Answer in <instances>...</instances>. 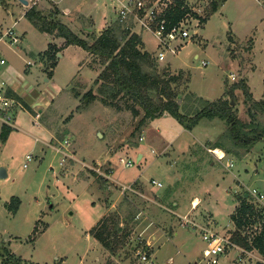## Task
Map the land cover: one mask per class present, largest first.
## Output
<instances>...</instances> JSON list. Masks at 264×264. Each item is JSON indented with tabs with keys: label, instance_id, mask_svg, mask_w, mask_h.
<instances>
[{
	"label": "rangeland",
	"instance_id": "1",
	"mask_svg": "<svg viewBox=\"0 0 264 264\" xmlns=\"http://www.w3.org/2000/svg\"><path fill=\"white\" fill-rule=\"evenodd\" d=\"M120 1L59 0L58 6L72 13L64 24L92 43L108 28L142 32L134 16L120 21ZM156 1L161 7L176 0ZM181 1L190 12L192 39L178 55L158 61L155 38L142 34L143 50L152 55L157 73H183L181 84L171 86L179 111L193 113L201 100L223 99L247 126L264 131V112L254 110V120L248 114L253 101L264 99V0ZM0 2V23L8 27L17 20L23 34L17 45L2 46L7 63L0 76L7 79L8 92L11 88L30 108L10 96L15 104L7 115L13 126L9 123L7 139L0 140V168L6 173L0 178V249L7 248L22 264H206L199 232L182 227L176 215L230 237L235 195L252 188L264 192V134L249 151L232 155L224 150L236 148L224 138L226 125L217 118H204L191 131L169 115L139 127L143 113L135 116L124 98L113 107L100 101L95 81L105 65L99 57L83 61L84 50H67L52 75L50 65L56 62L44 64L38 56L48 37L21 16L13 0ZM50 4L55 6L47 0L43 12ZM241 80L250 101L240 89L231 90ZM89 91L94 96H85ZM3 124L0 119V133ZM217 142L224 148L222 160L212 153ZM26 155L32 160L26 162ZM121 159L133 165L125 167ZM152 180L162 187L152 186ZM14 197L19 207L12 213ZM102 216L116 227L109 238L117 243L113 252L91 236ZM137 250L149 255L148 262L136 256ZM251 255L229 248L219 263L262 259Z\"/></svg>",
	"mask_w": 264,
	"mask_h": 264
},
{
	"label": "trees",
	"instance_id": "2",
	"mask_svg": "<svg viewBox=\"0 0 264 264\" xmlns=\"http://www.w3.org/2000/svg\"><path fill=\"white\" fill-rule=\"evenodd\" d=\"M213 9H217L216 3ZM189 9L181 0L175 1V6L171 7L166 17L175 23L182 18ZM25 18L40 32L55 34L57 37L64 39V46L75 45L87 52L91 56L99 57L100 64L105 65L104 69L98 74L95 84L98 85V91L101 96L100 101L107 106H116V101L124 98V104L129 110L138 116L139 112L143 113L140 121L141 127L145 120H153L164 115L173 117L184 129L191 131L202 119L217 118L226 125L224 138L230 141L236 150H224L232 155H240L249 151L254 144L262 138L264 131L257 125L247 126L235 114L231 107V103L227 100L218 99L215 101L201 100L200 108L195 112L182 113L179 111V105L175 100L177 92L171 89V86H179L184 79L183 73L170 75L165 70L157 73V65L152 55L143 50V42L139 35L131 33L129 29H120L117 33L115 29H105L92 43H88L85 39L80 38L73 33L67 26L48 19L36 10L35 7L30 8L25 13ZM56 51L49 46L45 51V56L55 59ZM56 64L53 62L50 69ZM240 89L247 101L251 100V95L244 81L233 84L231 90ZM8 96L18 99L23 103L22 99L14 93L8 92ZM90 91L85 96H91ZM94 96V95H92ZM94 98V97H93ZM23 107L30 109L27 104L23 103ZM252 106L248 110V114L254 120V110L259 109L264 112V99L253 101ZM247 128H250L249 130ZM10 132V127L3 124L1 127L0 140L5 141ZM220 148L223 145L215 144L211 149ZM247 193V192H246ZM245 193V194H246ZM245 194L235 195L237 206L230 214V220L234 225V230L230 233L232 243L247 252H256L264 260V223L262 222L263 213L254 208ZM12 213H15L19 207V199L12 198ZM174 216V215H173ZM113 219L101 218L93 227L91 236L100 243L108 251L113 252L117 248L115 241H109L113 234L110 230L113 228L108 225ZM117 225V222L113 221ZM251 230L252 234L246 233L245 229ZM118 232V229H114ZM1 264H22L20 258L11 254L7 248L0 249ZM256 264H264L257 261Z\"/></svg>",
	"mask_w": 264,
	"mask_h": 264
},
{
	"label": "built area",
	"instance_id": "3",
	"mask_svg": "<svg viewBox=\"0 0 264 264\" xmlns=\"http://www.w3.org/2000/svg\"><path fill=\"white\" fill-rule=\"evenodd\" d=\"M1 7L2 3L0 2V8ZM171 7L172 3H163L160 7L156 0H125L121 3L118 11L120 21L132 15L139 22L141 28L152 34L156 41L157 53L155 57L158 61H164L169 54L178 55L183 47L192 39L190 25H188L190 12L186 13L175 23H172L166 17ZM19 42L20 36L14 28L0 30V48L1 45L11 48ZM5 64V59L0 58V66ZM202 65L205 66L206 64L202 62ZM6 82L7 81L0 77V119L5 125L9 126L12 116H8L7 114H9L10 109L13 108L15 101L7 94L8 86ZM36 117L39 118L40 114L37 113ZM10 126L13 125L11 124ZM217 158L219 160L221 159L220 157ZM25 160L26 162L31 161L32 156L26 155ZM120 162L125 167H131L133 165L131 160L124 161L121 159ZM25 166L26 164L24 167ZM150 184L154 187H162L161 183L156 180H152ZM245 195H247L249 202L253 204L254 208L263 213L262 222L264 223V192L257 188H252L249 189ZM196 206L197 205L193 204L192 208L194 209ZM176 216L180 219L182 227H188L199 232L200 238L205 244L203 257L206 260V264H220L219 258L224 255L229 248L240 249L243 255L247 254L252 256V252H247L232 243L230 237L225 236L224 233L217 232L210 226L200 225L190 219L188 215ZM137 255L142 262H148L149 255L147 253L137 250L136 256ZM258 261L264 263L263 259H259Z\"/></svg>",
	"mask_w": 264,
	"mask_h": 264
},
{
	"label": "crops",
	"instance_id": "4",
	"mask_svg": "<svg viewBox=\"0 0 264 264\" xmlns=\"http://www.w3.org/2000/svg\"><path fill=\"white\" fill-rule=\"evenodd\" d=\"M14 2H15V4L16 5H18V7L19 8H21V16H24V18H25V13L30 9V8H33V7H35L36 8V10H38V11H40L41 12V14L42 15H44L45 17H47L48 19H52V20H55V21H59L60 23H62V24H64V22H63V18L64 17H69V16H71V11H70V9L69 8H67V7H65V8H63V9H60V7L58 6V2H59V0H51V2L55 5V6H51V4L49 5L50 6V9L48 10V11H46V12H43L44 11V7H43V4L44 3H47V0H27L28 1V5H23L22 3H20L19 1H17V0H13ZM9 2H10V0H9ZM121 2H124V0H121L119 3H120V5H121ZM4 5L5 6H7L5 3H4ZM58 8V9H57ZM59 10L62 12V13H64V15H62L61 16V18H62V21H60L58 18H57V16H58V14L60 13L59 12ZM82 16V15H81ZM81 16H79L78 17V19L79 20H81ZM83 17V16H82ZM27 20V19H26ZM28 21V20H27ZM18 22L19 21H17V20H12L11 21V24H10V26L8 25V27L6 26V24L5 25H2V23H0V30H4V29H8V28H14L15 30H16V32H17V34L20 36V41H21V39H22V35L23 34H21V33H19L18 31H17V27H18ZM83 22V21H82ZM139 23V22H138ZM65 26H67L66 24H64ZM140 24H138V27H139V29H141L142 30V32L141 31H137V30H131L132 32L131 33H136L137 35H139L140 36V38H141V40H142V42L144 43V46H145V41L143 40V36H142V34H143V31H147V30H145V29H143V28H141V26H139ZM33 26V25H32ZM82 26H83V24H82ZM34 27V26H33ZM68 27V26H67ZM35 28V27H34ZM71 31H72V29L70 28V27H68ZM38 31V30H37ZM40 32V31H39ZM73 33H75L76 35H78V31L76 32V31H72ZM148 32V31H147ZM43 35H45V36H47L48 37V43H47V46H46V49L44 50V51H42V52H40V53H38V56H39V60H41V61H44V64H46V62L45 61H55L56 62V65H57V63H58V59H60L61 57H63V54L67 51V50H71V49H73V50H82L80 47H78V46H75V45H70V46H67V47H65L64 46V39L63 38H60V37H57L55 34H49V33H45V32H41ZM79 36V35H78ZM2 46L3 45H1V48H0V58H3V59H5L2 55H1V51H2ZM49 46H52L53 48H54V50H57L56 51V55H55V59L54 60H51V58H47L46 56H45V51L48 49V47ZM8 48V47H7ZM83 51V50H82ZM84 52V56H85V58H84V60L83 61H88V56H89V54L87 53V52H85V51H83ZM197 56H195V58H196ZM5 62L7 63V61H6V59H5ZM31 63H29V61L27 62V65H30ZM43 64V65H44ZM48 64V63H47ZM6 65V64H5ZM5 65H2V66H5ZM56 65L54 66V68L56 67ZM1 67V66H0ZM54 68L51 70L50 69V71L52 72L51 74L53 75V71H54ZM9 70H11L10 68H7V72L9 71ZM51 75V76H52ZM1 78H3L2 76H0ZM5 81H7V79H5V78H3ZM8 84H9V82H8ZM10 87V86H9ZM7 92H8V90H7ZM9 92H12V93H15V95H17L18 97H19V95L16 93V92H13L12 90H11V88H10V90H9ZM22 97V96H21ZM20 97V98H21ZM23 98V97H22ZM39 114H40V111H39ZM216 149H220V148H216ZM221 150V149H220ZM223 151V150H222ZM140 157H142V155L140 156ZM139 157V155H138V158H140ZM225 168H227V169H229L230 167L229 166H225ZM174 206H177V203H174ZM112 206H110V208H111ZM102 218H103V216H102ZM101 220V219H100ZM99 220V221H100ZM98 223V221L96 222V224ZM95 224V225H96Z\"/></svg>",
	"mask_w": 264,
	"mask_h": 264
},
{
	"label": "water",
	"instance_id": "5",
	"mask_svg": "<svg viewBox=\"0 0 264 264\" xmlns=\"http://www.w3.org/2000/svg\"><path fill=\"white\" fill-rule=\"evenodd\" d=\"M19 1L20 3H22L23 5H28V1L27 0H17ZM141 155H139L140 157ZM6 177V173H5V170L3 168H0V178H4ZM245 197H247V195H245Z\"/></svg>",
	"mask_w": 264,
	"mask_h": 264
},
{
	"label": "bare ground",
	"instance_id": "6",
	"mask_svg": "<svg viewBox=\"0 0 264 264\" xmlns=\"http://www.w3.org/2000/svg\"><path fill=\"white\" fill-rule=\"evenodd\" d=\"M212 153L214 155H216V157H220L221 159L225 157V154L223 153V151L219 150V149H215L212 151ZM195 205H197V201L194 202Z\"/></svg>",
	"mask_w": 264,
	"mask_h": 264
}]
</instances>
